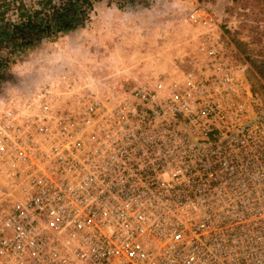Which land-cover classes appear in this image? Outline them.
Instances as JSON below:
<instances>
[{
    "label": "built area",
    "instance_id": "obj_1",
    "mask_svg": "<svg viewBox=\"0 0 264 264\" xmlns=\"http://www.w3.org/2000/svg\"><path fill=\"white\" fill-rule=\"evenodd\" d=\"M36 1L0 0L1 25ZM187 20L181 74L2 89L0 264H264V101L214 12Z\"/></svg>",
    "mask_w": 264,
    "mask_h": 264
},
{
    "label": "rangeland",
    "instance_id": "obj_2",
    "mask_svg": "<svg viewBox=\"0 0 264 264\" xmlns=\"http://www.w3.org/2000/svg\"><path fill=\"white\" fill-rule=\"evenodd\" d=\"M136 2L119 9L114 0L97 1L84 27L11 56L0 90L77 79L107 94L114 87L120 90L181 74L206 32L187 20L196 2L214 12L218 26L234 44L240 41L248 54L264 57V0ZM238 51L248 75L251 64Z\"/></svg>",
    "mask_w": 264,
    "mask_h": 264
},
{
    "label": "trees",
    "instance_id": "obj_3",
    "mask_svg": "<svg viewBox=\"0 0 264 264\" xmlns=\"http://www.w3.org/2000/svg\"><path fill=\"white\" fill-rule=\"evenodd\" d=\"M98 0H38L31 7L22 4L19 8L21 24L3 26L5 14L0 13V49L8 45L11 54L25 52L37 47L43 40H55L61 35L84 27ZM119 9L124 7L118 0ZM36 6V7H35ZM236 47L247 55L251 68L248 78L253 89L264 101V57L247 53L246 45L236 41Z\"/></svg>",
    "mask_w": 264,
    "mask_h": 264
},
{
    "label": "crops",
    "instance_id": "obj_4",
    "mask_svg": "<svg viewBox=\"0 0 264 264\" xmlns=\"http://www.w3.org/2000/svg\"><path fill=\"white\" fill-rule=\"evenodd\" d=\"M24 85V84H23ZM29 87H26V85L25 86H22L21 84H18L17 86H16V90H18V91H23V92H25L27 89H28ZM97 88V87H96ZM97 89H99V88H97ZM114 89V88H113ZM112 89V90H113ZM1 93H2V90H0V96H1ZM104 93V92H103Z\"/></svg>",
    "mask_w": 264,
    "mask_h": 264
},
{
    "label": "water",
    "instance_id": "obj_5",
    "mask_svg": "<svg viewBox=\"0 0 264 264\" xmlns=\"http://www.w3.org/2000/svg\"><path fill=\"white\" fill-rule=\"evenodd\" d=\"M245 74H246L245 72H241V75H242V76H245Z\"/></svg>",
    "mask_w": 264,
    "mask_h": 264
}]
</instances>
